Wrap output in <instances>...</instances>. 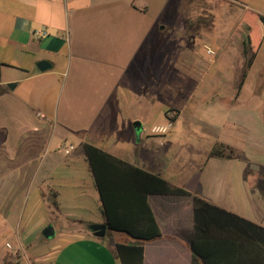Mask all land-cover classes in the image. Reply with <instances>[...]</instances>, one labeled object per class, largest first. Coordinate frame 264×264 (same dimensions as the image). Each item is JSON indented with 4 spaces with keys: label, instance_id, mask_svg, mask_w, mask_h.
<instances>
[{
    "label": "crops",
    "instance_id": "0c3cea01",
    "mask_svg": "<svg viewBox=\"0 0 264 264\" xmlns=\"http://www.w3.org/2000/svg\"><path fill=\"white\" fill-rule=\"evenodd\" d=\"M226 2L241 11L237 46L231 49L236 73L230 79L194 78L185 100L196 101V109L180 104L177 91L172 118L165 112L172 126L197 131L204 125L210 133L206 144L188 146L174 140L150 143L142 125V108L159 95L154 86L166 53L181 51L164 39L166 0H0V211L19 182L29 179L30 165L39 157L35 148L56 137L76 142L64 146L71 153L65 162L68 178L76 177L75 161L86 160L83 142L88 141L264 226V68L253 74L264 38L238 87L250 55L241 18L248 10L263 15L264 10ZM176 18L181 25V11ZM42 28L47 35L35 37ZM41 60L50 66L38 69ZM216 61L210 60L208 73ZM11 101L21 106L20 114ZM134 103L141 108L135 115ZM154 126L159 125L151 132L161 135ZM214 142L237 155L207 157ZM182 163L189 166L175 176ZM71 190L70 205L60 204L61 193L53 188L41 191L60 220L44 228H52V234L42 231L52 248H33L20 239L6 242L9 251L0 247V264H121L114 246L125 234L106 227L104 235H96L91 226L105 224L99 196V215L86 216L83 191ZM148 201L161 235L145 241L143 264H190L193 197L154 193Z\"/></svg>",
    "mask_w": 264,
    "mask_h": 264
},
{
    "label": "rangeland",
    "instance_id": "374dc122",
    "mask_svg": "<svg viewBox=\"0 0 264 264\" xmlns=\"http://www.w3.org/2000/svg\"><path fill=\"white\" fill-rule=\"evenodd\" d=\"M234 1L242 2L244 6L248 5L252 9L256 6L264 10V0ZM179 11H181V25L176 18ZM240 15L241 11L228 4L226 0H166L163 10L166 25L164 39L166 44L179 45L181 51L166 53L164 67L160 69L157 76L158 82L154 86L159 89V95L155 100L150 99L147 107L142 108V125L149 139H152L150 143H167L173 140L176 143H187L188 146L207 143L210 133L200 123L197 131H189L186 126L180 128L172 126L169 132L161 133V135L152 133L151 127L168 123L165 112L175 113L177 91L181 94L180 104L188 101L185 98L191 93L190 87L194 78L218 75L227 76L230 79L236 73L238 66L236 51L234 48L231 49L237 46L236 27L239 24ZM208 48L212 53L208 51ZM179 55L180 61L169 58V56ZM214 58L217 61L208 73L210 60L214 61ZM263 68L264 50L255 62L253 74ZM215 71L217 73H214ZM223 87L228 85L224 83ZM173 94H175V101L172 98ZM11 102V106L14 105L13 110L15 108L20 114L21 106L14 101ZM187 103L189 108L196 109V101L191 100ZM139 106L133 104L134 115L138 110L141 111ZM102 134H107V130L104 129ZM70 142L72 141L69 139L64 141L53 137L49 142L35 148L39 157L30 165V169L28 168L29 179L24 178L19 182V186L7 197V202L0 211V247L4 246L6 251H9L6 242L13 244L18 239L22 242L27 240L26 244H30L33 248H42V246L52 248L51 238L45 237L42 231L49 224H57L60 220L59 216L52 213L50 205L44 201L41 191L46 187L61 193L59 203L62 205L73 203L70 196V194L73 195L71 187L83 191L79 197L82 200L80 203L88 209V211L85 210L86 216L99 215L98 194L87 161L82 158L75 161L77 178L70 176L68 178L65 175L67 173L65 162L71 153L66 154L64 146L68 147ZM188 166L182 163L181 169L175 173V176L181 174ZM160 168L164 174H172L164 166ZM48 174L51 176H46Z\"/></svg>",
    "mask_w": 264,
    "mask_h": 264
},
{
    "label": "trees",
    "instance_id": "16d2710c",
    "mask_svg": "<svg viewBox=\"0 0 264 264\" xmlns=\"http://www.w3.org/2000/svg\"><path fill=\"white\" fill-rule=\"evenodd\" d=\"M241 21L246 29L244 45L249 47L250 55L244 61L238 87L264 38V15L248 10ZM2 65L0 61V68ZM83 149L105 223L109 229L125 234L114 246L121 264H143L145 241L161 235L148 201V195L154 193L193 197L190 264H264V226L93 143L84 141ZM235 155L234 149L222 142H214L207 152V157Z\"/></svg>",
    "mask_w": 264,
    "mask_h": 264
},
{
    "label": "built area",
    "instance_id": "2783aa9c",
    "mask_svg": "<svg viewBox=\"0 0 264 264\" xmlns=\"http://www.w3.org/2000/svg\"><path fill=\"white\" fill-rule=\"evenodd\" d=\"M33 34L35 37H43V36L47 35V32H46L45 28H42L38 31H35ZM208 51L212 53V51L209 48H208ZM167 114H168V116H170L172 118L173 113H167ZM37 115L40 117H44V115L41 112H37ZM171 127H172V121L169 120L167 124L154 126L152 130H153V132H156V133H166L170 130ZM70 148H72V146H70ZM65 151L67 152L68 149H66Z\"/></svg>",
    "mask_w": 264,
    "mask_h": 264
},
{
    "label": "water",
    "instance_id": "95a60500",
    "mask_svg": "<svg viewBox=\"0 0 264 264\" xmlns=\"http://www.w3.org/2000/svg\"><path fill=\"white\" fill-rule=\"evenodd\" d=\"M48 66H50V64L47 61L41 60V61L37 62V67L40 70H44ZM7 86L12 89L14 87V83H8ZM106 227H107L106 223L105 224H101V225H92L91 226V228L93 230H95V234L96 235H100V236L104 235V231H105ZM48 230H52V228L44 229V233H46L47 235L48 234H52V231L49 232Z\"/></svg>",
    "mask_w": 264,
    "mask_h": 264
}]
</instances>
